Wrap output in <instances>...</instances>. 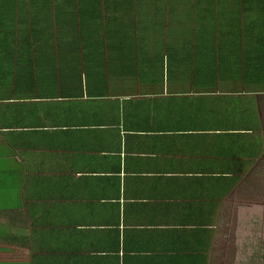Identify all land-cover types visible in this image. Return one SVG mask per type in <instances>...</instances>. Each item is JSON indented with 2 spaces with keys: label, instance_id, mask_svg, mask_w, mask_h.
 Returning <instances> with one entry per match:
<instances>
[{
  "label": "crops",
  "instance_id": "0c3cea01",
  "mask_svg": "<svg viewBox=\"0 0 264 264\" xmlns=\"http://www.w3.org/2000/svg\"><path fill=\"white\" fill-rule=\"evenodd\" d=\"M0 2V264H215L264 223V0Z\"/></svg>",
  "mask_w": 264,
  "mask_h": 264
},
{
  "label": "rangeland",
  "instance_id": "374dc122",
  "mask_svg": "<svg viewBox=\"0 0 264 264\" xmlns=\"http://www.w3.org/2000/svg\"><path fill=\"white\" fill-rule=\"evenodd\" d=\"M232 213L235 225L227 222L222 227L220 256L215 264H264V223L253 226L246 220L244 225L243 212Z\"/></svg>",
  "mask_w": 264,
  "mask_h": 264
},
{
  "label": "trees",
  "instance_id": "16d2710c",
  "mask_svg": "<svg viewBox=\"0 0 264 264\" xmlns=\"http://www.w3.org/2000/svg\"><path fill=\"white\" fill-rule=\"evenodd\" d=\"M1 1V0H0ZM0 4H1V2H0Z\"/></svg>",
  "mask_w": 264,
  "mask_h": 264
}]
</instances>
